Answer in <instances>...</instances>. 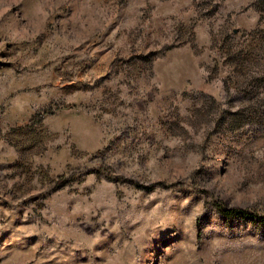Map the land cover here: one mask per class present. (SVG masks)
<instances>
[{
    "label": "rangeland",
    "instance_id": "374dc122",
    "mask_svg": "<svg viewBox=\"0 0 264 264\" xmlns=\"http://www.w3.org/2000/svg\"><path fill=\"white\" fill-rule=\"evenodd\" d=\"M250 215L264 0H0V264H264Z\"/></svg>",
    "mask_w": 264,
    "mask_h": 264
},
{
    "label": "trees",
    "instance_id": "16d2710c",
    "mask_svg": "<svg viewBox=\"0 0 264 264\" xmlns=\"http://www.w3.org/2000/svg\"><path fill=\"white\" fill-rule=\"evenodd\" d=\"M220 211L226 217H230V216H240V217H243V216H246V215L249 214L245 210L234 209V208H231V209H221ZM250 216L252 217V220L259 221L260 223H264V216H262V217H258V216H255V215H250Z\"/></svg>",
    "mask_w": 264,
    "mask_h": 264
}]
</instances>
